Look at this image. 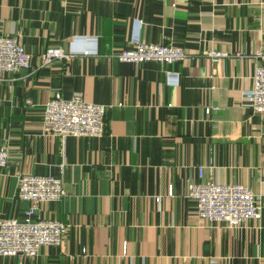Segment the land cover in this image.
I'll use <instances>...</instances> for the list:
<instances>
[{
    "label": "crops",
    "instance_id": "crops-1",
    "mask_svg": "<svg viewBox=\"0 0 264 264\" xmlns=\"http://www.w3.org/2000/svg\"><path fill=\"white\" fill-rule=\"evenodd\" d=\"M5 37L32 60L1 75L0 221L29 206L16 197L19 176H53L66 194L37 214L66 233L59 247L0 264H264V115L243 98L264 65L254 57L264 0H0ZM134 43L186 57L119 62ZM48 48L64 57L43 61ZM211 52L227 57L213 63ZM75 93L106 108L104 135H45L44 105ZM211 181L247 187L260 218L237 228L200 219L188 187Z\"/></svg>",
    "mask_w": 264,
    "mask_h": 264
},
{
    "label": "built area",
    "instance_id": "built-area-1",
    "mask_svg": "<svg viewBox=\"0 0 264 264\" xmlns=\"http://www.w3.org/2000/svg\"><path fill=\"white\" fill-rule=\"evenodd\" d=\"M208 55L213 63L227 57L226 53L219 52ZM63 57V52L57 48H48L41 55L47 63ZM185 57V52L178 47L148 43H134L116 55L121 63L155 62L166 65L180 62ZM254 57L264 62L261 50H256ZM31 60L32 55L17 39L0 38V81L1 75L28 71ZM243 98L254 113L264 115V65L255 67L253 87L243 93ZM206 111L210 112L209 109ZM105 113L103 105L85 102L80 93L67 100L55 97L44 107L42 132L60 138L101 137L106 130ZM8 159L7 145L0 140V169L7 166ZM65 194L63 183L53 176H19L16 197L28 202L29 206L21 219L0 221V256L36 257L43 246H61L66 226L55 220L43 219L37 212L40 205L59 202ZM188 196L195 202L197 216L207 223L237 228L261 215L259 197L242 185L212 181L191 184Z\"/></svg>",
    "mask_w": 264,
    "mask_h": 264
},
{
    "label": "rangeland",
    "instance_id": "rangeland-1",
    "mask_svg": "<svg viewBox=\"0 0 264 264\" xmlns=\"http://www.w3.org/2000/svg\"><path fill=\"white\" fill-rule=\"evenodd\" d=\"M29 103V102H28ZM46 105V104H45ZM45 105H44V107H45ZM43 112H44V108H43ZM42 117H43V115H42ZM45 135H49V136H53V137H57V136H54V135H50V134H46L45 133ZM8 148V147H7Z\"/></svg>",
    "mask_w": 264,
    "mask_h": 264
}]
</instances>
